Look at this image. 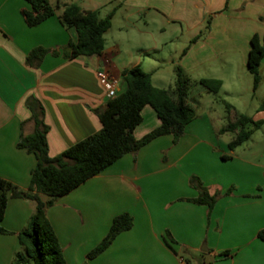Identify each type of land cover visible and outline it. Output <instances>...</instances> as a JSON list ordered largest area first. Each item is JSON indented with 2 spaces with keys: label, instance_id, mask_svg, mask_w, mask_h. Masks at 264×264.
Here are the masks:
<instances>
[{
  "label": "crops",
  "instance_id": "0c3cea01",
  "mask_svg": "<svg viewBox=\"0 0 264 264\" xmlns=\"http://www.w3.org/2000/svg\"><path fill=\"white\" fill-rule=\"evenodd\" d=\"M63 6L45 22L29 27L22 16L29 9L25 0H0L1 179L19 190L28 189L36 160L16 145L21 136L33 133L31 113L25 106L30 97L43 107L50 157L101 130L95 111L109 98L97 78L99 72L116 81L117 94L125 90L122 72L134 67L150 74L155 88L172 93L179 67L187 80L185 104L200 112L176 144L172 136L152 141L47 209L46 218L66 263L84 264L112 220L128 214L133 227L87 264H179V259L189 264L185 256L197 253L203 254L202 264H264V242L257 238L264 230V141L256 153L252 147L244 157L237 155V149L228 154L232 136L224 143V135H218L221 128L216 124L214 95L198 84L200 80H219L222 90L227 82L230 95H238V104L229 102L234 111L264 121V55L255 92L251 75L243 71L247 70L251 37L257 35L264 42V0H118L104 35L103 53L72 60L62 56L66 46L76 42L75 31L58 20ZM122 6L130 12L117 25V9ZM141 13L150 15L143 26L136 23ZM158 20L164 24L158 26ZM208 20L207 33L189 46ZM168 28L172 39L181 44L168 56L151 55L163 50L165 42L157 41L156 36ZM35 48L57 55L48 53L38 67H31L26 58ZM191 87L196 93L189 95ZM141 117L133 132L137 140L160 125L149 106L143 108ZM222 156L229 159L222 160ZM192 176L211 195H218L212 210L188 201L198 197L189 185ZM34 211V202L8 201L1 223L8 234H0V264L12 263L19 251L17 234ZM166 232L173 241L169 245L163 240ZM225 252L228 257H223Z\"/></svg>",
  "mask_w": 264,
  "mask_h": 264
},
{
  "label": "trees",
  "instance_id": "16d2710c",
  "mask_svg": "<svg viewBox=\"0 0 264 264\" xmlns=\"http://www.w3.org/2000/svg\"><path fill=\"white\" fill-rule=\"evenodd\" d=\"M25 0L29 9L22 11L25 23L29 27H36L55 15L61 0ZM114 12L101 18L98 11H83L77 4L63 6L58 20L63 27L73 29L76 42L69 43L63 51V58L72 60L77 57L100 56L104 51V35L111 27ZM208 20L205 28L189 43V46L200 40L209 30ZM181 54L183 56L188 48ZM249 52L246 62L248 73L252 77V91L260 85V65L264 55V42L257 35L249 41ZM55 51L44 48L33 49L26 58V64L38 67L43 58ZM175 87L172 93L155 88L151 82V75L143 72L139 67L126 69L121 74L125 90L109 99L106 105L95 111L101 124V130L96 134L76 143L67 150L50 157L47 145L48 127L43 122L44 110L34 97L26 100L25 106L31 113L33 133L21 136L16 147L34 156L35 167L30 172L27 191L19 190L16 186L0 178V234H8L1 223L3 221L7 203L10 199H25L35 203V211L27 226L17 234V245L21 249L15 253L11 264H67L58 239L46 218L47 209L55 201L99 175L114 162L127 154H135L152 141L172 136L176 144L184 133L186 126L195 119L194 110L185 104L187 80L182 70L175 69ZM208 93L218 94L222 83L219 80H200L198 82ZM149 106L156 114L160 125L137 140L133 132L142 122L141 111ZM227 113L226 125L218 131V135L231 134L227 150L232 153L241 145L249 141L253 132L259 130L264 121H253L250 117L237 114L229 104H225ZM222 160L229 157L222 156ZM191 188L198 192L196 199L189 202L207 207L212 210L218 195H211L201 181L192 176L189 179ZM231 191H227L229 194ZM46 197L43 201L41 198ZM133 227V219L128 214L115 217L103 240L86 255V262L104 253L115 241L117 236L129 231ZM257 238L264 242V230L257 234ZM164 242H173L171 235L166 232ZM225 252L223 257H228Z\"/></svg>",
  "mask_w": 264,
  "mask_h": 264
},
{
  "label": "rangeland",
  "instance_id": "374dc122",
  "mask_svg": "<svg viewBox=\"0 0 264 264\" xmlns=\"http://www.w3.org/2000/svg\"><path fill=\"white\" fill-rule=\"evenodd\" d=\"M50 3L52 5H55L54 0H50ZM77 4L81 9L84 10H95L98 9L99 11V16L101 18L106 17L114 8H117L118 5V0H61L59 7L65 4ZM117 15L115 19V23L120 25L122 23V17H124L126 14L130 12L129 8L126 6H122L117 9ZM150 21V15L141 13V17L136 19V23L139 25L143 26L144 23H148ZM164 24L163 22H159L158 20V26L161 24ZM156 40L159 42H165L163 50H160L157 53H151V55H161L163 54L164 56H168L171 52L181 44L180 41H176L172 39V34H171V29H167V32L165 34H162L158 32L156 36ZM244 74L247 73L246 68H243ZM193 93H196V88L191 87L189 89V95H192ZM231 93V88L229 84L226 82L224 88L218 93V94H213L214 96V101H213V107L216 109L215 115L219 118L218 121L216 122L218 128H223L227 121V113L225 109V104H229V102H238L236 101L238 98L237 94L230 95ZM238 104V103H236ZM230 105V104H229ZM193 106V105H192ZM240 107V106H239ZM241 108V107H240ZM195 112V111H194ZM239 112V111H238ZM200 112H196L195 115H198ZM231 137V134H224L222 137V141L225 143L226 140ZM263 141H264V125L259 129L253 132L252 136L250 137L249 141L241 145L239 148H237V155L238 156H245L249 154V149L254 148V153H256L258 150H260L261 147H263ZM228 154L230 152L227 150L226 151ZM21 249L19 248V251ZM17 251V252H19ZM185 258L188 260L189 264H202V258L203 254L197 253V254H189L186 255ZM185 261V259H184ZM186 262V261H185ZM187 263V262H186Z\"/></svg>",
  "mask_w": 264,
  "mask_h": 264
},
{
  "label": "built area",
  "instance_id": "2783aa9c",
  "mask_svg": "<svg viewBox=\"0 0 264 264\" xmlns=\"http://www.w3.org/2000/svg\"><path fill=\"white\" fill-rule=\"evenodd\" d=\"M97 78L102 85V87L107 92V97L109 99L114 98L117 94L116 92V86L117 83L114 80H111L109 76L105 72H99L97 73ZM179 264H187L183 259H179Z\"/></svg>",
  "mask_w": 264,
  "mask_h": 264
},
{
  "label": "water",
  "instance_id": "95a60500",
  "mask_svg": "<svg viewBox=\"0 0 264 264\" xmlns=\"http://www.w3.org/2000/svg\"><path fill=\"white\" fill-rule=\"evenodd\" d=\"M201 252H204L203 250H201Z\"/></svg>",
  "mask_w": 264,
  "mask_h": 264
}]
</instances>
